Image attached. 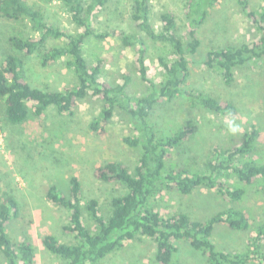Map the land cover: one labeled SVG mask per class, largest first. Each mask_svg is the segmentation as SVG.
I'll return each instance as SVG.
<instances>
[{"label": "trees", "instance_id": "1", "mask_svg": "<svg viewBox=\"0 0 264 264\" xmlns=\"http://www.w3.org/2000/svg\"><path fill=\"white\" fill-rule=\"evenodd\" d=\"M42 1H59L77 30L48 20L45 10L30 0H3L1 20L26 21L33 31L29 35H12L9 42L12 48L25 55H36L43 67L62 61L74 72L77 82L64 90L35 87L24 76L22 57L3 48L0 53V125L4 126L5 121L23 124L33 115L45 114L50 106H55L61 114H71L79 99L97 95L103 101V108L92 121L91 129L104 135L115 112L122 110L133 120L134 131L123 140L140 150L133 172L114 160L95 167L96 179L119 183L125 189L111 198L108 215L103 214L97 198H85L83 185L76 175L70 177L69 195L55 185L49 187L47 199L68 210L70 218L63 229L73 235L76 242L66 243L47 234L42 239L47 250L64 260V264H101L102 260L122 249L127 241L146 237L155 243L154 257L159 264L173 263L178 251L176 240L187 241L207 257L209 264H247L250 261L264 264V248L261 246L264 243V217L252 227L250 215L244 208L234 205L200 220L182 210L163 214L155 204V198L164 191L190 195L200 187L215 189L226 202L236 204L244 198L249 186L264 179V162L253 156L260 136L256 125L251 126L240 142L230 147H215L214 158L205 162L202 169L195 170L168 164L170 151L190 139L192 127L180 125L168 130L153 120L157 104L180 97L194 108L232 118L238 116L239 108L234 102L189 86L191 68L188 57L196 54L201 44L197 28L220 0L187 2L186 19L192 27L188 39L180 33L179 19L173 11H161L160 25L155 23L152 0H131L128 13L133 27L130 29L97 26L103 10L115 5L112 11H119L120 5L115 0ZM238 2L257 26L260 36L250 42L208 51L205 64L218 69L228 85L234 82L237 68L264 62V7L257 9L250 0ZM91 38L98 42L116 38L134 51L133 70L123 73V82L112 83L103 79V59L96 64L90 62L86 43ZM157 43L164 45L159 54L163 68L161 82L152 79L146 62L149 50ZM133 71L149 83L148 91L141 95H132ZM231 175L236 177L238 184L224 179ZM85 212L93 228L88 225ZM20 214L21 206L15 195L3 193L0 196V251L6 264H36L33 243L28 238L15 241L10 233L11 223ZM223 224L237 231L251 230L247 251L234 253L218 248L213 235Z\"/></svg>", "mask_w": 264, "mask_h": 264}, {"label": "rangeland", "instance_id": "2", "mask_svg": "<svg viewBox=\"0 0 264 264\" xmlns=\"http://www.w3.org/2000/svg\"><path fill=\"white\" fill-rule=\"evenodd\" d=\"M115 1L120 5L119 11H112L115 5L103 10L97 26L132 28L128 13L131 0ZM152 1L155 23L160 25L161 11H173L179 19L180 33L188 39L192 27L187 22L185 8L189 0ZM250 1L257 9L264 7V0ZM30 2L44 9L48 20L72 31L77 30L70 14L59 1ZM27 24L26 21L0 20V53L3 48L18 53L12 48L9 37L19 33L32 34ZM197 32L201 44L196 54L188 57L191 68L189 86L234 102L239 108V114L232 118L204 108H194L183 97L157 104L152 115L159 127L172 130L180 125H189L193 130L189 140L170 151L168 164L200 170L205 162L214 158L215 147H230L240 142L252 125H256L260 132L258 147L253 156L264 162V62L237 68L231 85L225 83L218 69L209 68L205 64L210 49L257 39L260 36L257 26L246 16L238 0H220L210 9L207 19L197 28ZM163 49L164 45L157 43L148 52L146 62L155 82L163 80V68L159 61ZM86 55L92 64L104 60L103 79L112 83L123 82V73L133 70L134 51L116 38L101 42L91 38L86 43ZM24 56L30 83L35 87L64 90L77 82L74 72L62 61L44 67L43 73L39 74L32 56ZM148 86L149 83L133 71L130 84L132 95L147 92ZM102 108L103 101L99 96L88 95L78 100L71 114H61L55 106H50L45 114L33 115L23 124L11 123L9 128L5 124L1 126L0 196L9 192L19 201L21 214L11 223L10 233L15 241L28 238L33 243L37 254L36 264L65 263L44 246L42 239L45 235L53 234L66 243L76 242V238L63 229L70 218L68 210L47 199L49 187L55 185L62 193L69 195L70 177L76 175L83 185L85 198H97L103 214L108 215L111 198L123 193L125 189L119 183L96 179L95 167L114 160L123 163L133 172L138 161L140 150L130 147L123 140L134 132L133 120L127 113L117 110L104 135L91 129L92 121L98 117ZM229 123L238 126V131L231 132ZM224 179L234 185L238 184L235 176ZM155 204L163 214L182 210L200 220H206L234 205L244 208L250 215L252 227H255L264 217V179L249 186L244 198L236 204L226 202L215 189L208 187H200L190 195L164 191L155 198ZM85 217L88 225L93 228L86 212ZM251 235V230L237 231L223 224L215 229L213 241L218 248L227 252H244L248 249ZM175 242L178 251L172 264H209L207 257L187 241ZM261 246L264 248V243ZM154 253L155 243L152 240L137 237L127 241L122 249L109 255L101 264H159ZM0 264H6L1 251ZM247 264L254 263L250 261Z\"/></svg>", "mask_w": 264, "mask_h": 264}, {"label": "crops", "instance_id": "3", "mask_svg": "<svg viewBox=\"0 0 264 264\" xmlns=\"http://www.w3.org/2000/svg\"><path fill=\"white\" fill-rule=\"evenodd\" d=\"M10 21H12V20H10ZM27 25H26V27L29 28L30 25L29 24H27ZM14 50H16V49H14ZM16 51H18V50H16ZM12 52H14V51H12ZM14 53L20 55L22 57V59L24 60L23 73H24L25 78L30 82V78H29V74H28L29 71H28L27 61H26L25 56H24L25 55L24 52L18 51V53L17 52H14ZM31 56H32V58L34 60L35 69L37 71H39V74H42L43 73L42 70L44 69V67L41 65L40 60L37 58V56H34V55H31ZM38 68H39V70H38ZM30 105H32V102L30 103ZM1 113H2V111H1ZM3 115L4 114L2 113L1 117L4 119ZM9 123L10 122H8V121H5V123H4L7 128H9L10 125H11V123L10 124Z\"/></svg>", "mask_w": 264, "mask_h": 264}, {"label": "clouds", "instance_id": "4", "mask_svg": "<svg viewBox=\"0 0 264 264\" xmlns=\"http://www.w3.org/2000/svg\"><path fill=\"white\" fill-rule=\"evenodd\" d=\"M229 130L235 133L236 131H238V126L233 125L232 123H229Z\"/></svg>", "mask_w": 264, "mask_h": 264}, {"label": "built area", "instance_id": "5", "mask_svg": "<svg viewBox=\"0 0 264 264\" xmlns=\"http://www.w3.org/2000/svg\"><path fill=\"white\" fill-rule=\"evenodd\" d=\"M2 1H3V0H0V5H1ZM0 20H1V17H0ZM1 131H2V129H1V125H0V137H1V135H2V132H1Z\"/></svg>", "mask_w": 264, "mask_h": 264}]
</instances>
